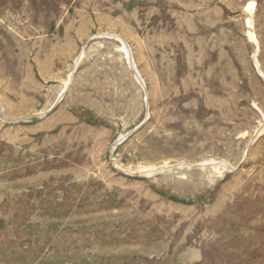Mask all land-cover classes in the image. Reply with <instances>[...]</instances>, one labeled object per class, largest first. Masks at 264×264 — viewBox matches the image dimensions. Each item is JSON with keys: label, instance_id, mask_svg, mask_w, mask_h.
Wrapping results in <instances>:
<instances>
[{"label": "rangeland", "instance_id": "374dc122", "mask_svg": "<svg viewBox=\"0 0 264 264\" xmlns=\"http://www.w3.org/2000/svg\"><path fill=\"white\" fill-rule=\"evenodd\" d=\"M0 264H264V0H0Z\"/></svg>", "mask_w": 264, "mask_h": 264}, {"label": "bare ground", "instance_id": "6f19581e", "mask_svg": "<svg viewBox=\"0 0 264 264\" xmlns=\"http://www.w3.org/2000/svg\"><path fill=\"white\" fill-rule=\"evenodd\" d=\"M248 8H249V6H248Z\"/></svg>", "mask_w": 264, "mask_h": 264}]
</instances>
